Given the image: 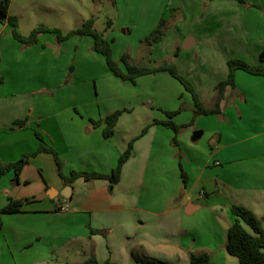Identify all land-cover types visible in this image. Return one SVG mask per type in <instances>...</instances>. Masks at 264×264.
I'll return each instance as SVG.
<instances>
[{
    "label": "crops",
    "instance_id": "0c3cea01",
    "mask_svg": "<svg viewBox=\"0 0 264 264\" xmlns=\"http://www.w3.org/2000/svg\"><path fill=\"white\" fill-rule=\"evenodd\" d=\"M245 2L247 7L237 1L203 0L207 13L191 21L185 33L178 26L183 21L168 25L174 42L157 62L175 64L209 109L217 100V85L229 77L230 61L264 67L260 60L264 0ZM172 7L169 1L156 2L155 27L163 18L173 20L168 19ZM8 28L0 24V37ZM3 40L0 166L38 152L39 132L59 155L65 177L72 172L109 176L128 144L135 141L132 158L113 187L108 180L66 183L59 177L53 155L45 152L29 159L18 183L14 172L4 175L0 264H83L91 256L100 264H190V255L199 253L210 255L211 264H239L226 250L235 219L231 206H244L264 223V76L238 71L235 87L226 89L221 113L197 118L176 136V144L173 131L153 122L167 120L165 112L178 111L184 98V109L173 121L189 125L193 98L168 73L143 76L133 86L148 93L152 108L144 107L151 116L137 119V125L125 130L116 143L124 116L134 115L135 110H127L119 119L109 140L104 139L103 127H94L92 121L111 112L96 108L90 95L74 105L39 107L30 101L28 85L9 81L18 70L10 61L3 66V49L6 45L20 49L21 44L15 41V46L8 37ZM29 49L34 47L24 53ZM116 80L112 84L123 91L114 100L127 104L132 84ZM198 132L201 135L195 138ZM182 171L188 176L187 185ZM8 198L28 201L21 213L5 214L2 209ZM64 205L68 208L62 211Z\"/></svg>",
    "mask_w": 264,
    "mask_h": 264
},
{
    "label": "rangeland",
    "instance_id": "374dc122",
    "mask_svg": "<svg viewBox=\"0 0 264 264\" xmlns=\"http://www.w3.org/2000/svg\"><path fill=\"white\" fill-rule=\"evenodd\" d=\"M157 1L148 0L147 3H142V0H116V2L115 0H11L10 11L11 16L17 18L19 32L24 36H29L40 26H45L60 31L66 37L71 31L81 28L93 18L94 30L111 43L114 59L118 61L124 55H129L131 63L139 64L146 56L143 42L162 20L158 21L155 27ZM165 1L174 4L169 10V17L167 16L168 19L171 17L173 20L170 22L166 19L168 23L164 29V36L152 48L150 57L152 67L159 66L162 62L157 60H161L172 47L174 31L169 32L172 30L168 28L170 23L183 21L178 23V26L182 29V33H185V30L191 26V21L207 13V5L203 0ZM108 21L112 22L110 29H107ZM6 37L18 46L10 28L2 33L0 43L4 42L3 39ZM57 39V35L45 33L34 46L19 45L23 51L14 49L10 45H6L3 49V66L8 65L10 61L15 63L18 70L17 77H9V81L15 84L21 81L22 84L28 85L27 90L30 91L32 103H36L39 107L48 103L74 105L90 95L94 98L96 108L109 109L111 112L109 115L116 111L135 110L134 115L124 116L115 138L116 143L120 142L125 130L130 131L137 125V119H144L147 114L151 116L144 107L146 105V108H152V103L147 101L148 93L139 87L129 86L127 104L120 105L114 100L123 89L112 84L117 78L109 71L105 63L106 59L93 51L92 37L70 36L61 42ZM32 47L34 49L24 53L27 48ZM116 81L124 84L120 80ZM184 101L186 100L181 98L180 107L185 105ZM248 207H252V204Z\"/></svg>",
    "mask_w": 264,
    "mask_h": 264
},
{
    "label": "trees",
    "instance_id": "16d2710c",
    "mask_svg": "<svg viewBox=\"0 0 264 264\" xmlns=\"http://www.w3.org/2000/svg\"><path fill=\"white\" fill-rule=\"evenodd\" d=\"M237 1L240 4L246 5L245 0H229ZM11 6V0H0V24H8L11 28L14 41L23 45L24 47H29L31 45H36L40 36L45 33H53L57 35L58 42L68 39L70 36H81V37H92L93 39V51L99 55H102L106 60L105 63L111 73L119 78L122 82H129L132 85L136 84V81L146 75H154L158 73H168L172 78L176 79L177 82L183 86L185 91H187L193 98V121L189 125H178L173 120L174 118L184 109L181 106L178 111L173 113L165 112L167 120L154 121L155 125H163L168 127L175 134V139L173 143L176 144L177 135L184 130L189 128L197 118L202 116H213L219 115L221 113L220 104L224 99L226 89L235 87V78L238 71L247 72V74L253 76H264L263 66H250L247 62L242 60H232L228 63L229 77L226 81L220 82L216 87L217 100L213 108H207L203 101L200 99L198 94L195 92L194 87L189 83L185 77H183L177 70L175 64L166 61L161 63L159 66H151V55L152 48L155 44L160 42L164 36V29L166 27L167 20L162 19L157 28L150 33V35L145 39L143 44L146 47V56L142 62L139 64L131 63V58L129 55H124L120 60L116 61L113 57V52L111 49V43L102 34H99L94 30V19L91 18L89 21L84 23L81 28L71 31L66 37L58 30H53L45 26H40L33 30L29 36H24L19 32L18 20L15 16L9 15V10ZM112 22L108 21L107 29H110ZM179 50H177L178 53ZM261 63H264V52L260 56ZM4 83V79L0 76V85ZM127 110L116 111L112 115H108L104 119L98 121H92L94 127H103L104 139H111L115 136V129L118 124L119 119H121L124 112ZM148 128H145L141 134L144 135ZM36 138L41 142V146L38 152L34 154H28L23 156L19 162L16 164H6L0 166V180L8 172H14V181L19 182V176L21 175L24 166L28 163L29 159L34 158L40 153H50L55 159L57 165L59 177L64 179L66 183L72 184L78 179H83L84 181H95V180H108L110 185L113 187L118 184L120 177L122 175V169L124 164L132 158L133 155V145L132 140L126 151L121 155L118 160L116 168L113 170L111 175L97 174L89 172H72L71 176L65 177L63 173V164L59 158V155L50 146L46 145L43 135L36 132ZM183 183L187 185L188 176L186 172L182 171ZM28 200H14L8 198L6 206L2 209V213L5 214H18L23 211V207ZM231 213L234 215L235 219L228 231V239L226 242V250L229 255L235 257L239 264H264V228L261 219H259L252 211L244 208L241 205H232ZM95 233V232H94ZM210 255L199 253L191 254L189 257L190 264H211ZM83 264H100L96 258L91 256L88 261L86 260Z\"/></svg>",
    "mask_w": 264,
    "mask_h": 264
},
{
    "label": "built area",
    "instance_id": "2783aa9c",
    "mask_svg": "<svg viewBox=\"0 0 264 264\" xmlns=\"http://www.w3.org/2000/svg\"><path fill=\"white\" fill-rule=\"evenodd\" d=\"M67 208H68V206H66V205H64V206L60 207V209H61L62 211H65V210H67Z\"/></svg>",
    "mask_w": 264,
    "mask_h": 264
},
{
    "label": "water",
    "instance_id": "95a60500",
    "mask_svg": "<svg viewBox=\"0 0 264 264\" xmlns=\"http://www.w3.org/2000/svg\"><path fill=\"white\" fill-rule=\"evenodd\" d=\"M200 135H201V133H199V132H198V133H196V134H195V138H199V137H200Z\"/></svg>",
    "mask_w": 264,
    "mask_h": 264
}]
</instances>
